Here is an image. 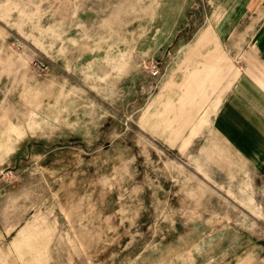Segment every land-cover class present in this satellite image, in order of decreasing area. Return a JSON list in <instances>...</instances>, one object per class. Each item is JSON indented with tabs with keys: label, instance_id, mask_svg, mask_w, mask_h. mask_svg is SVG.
Listing matches in <instances>:
<instances>
[{
	"label": "rangeland",
	"instance_id": "rangeland-1",
	"mask_svg": "<svg viewBox=\"0 0 264 264\" xmlns=\"http://www.w3.org/2000/svg\"><path fill=\"white\" fill-rule=\"evenodd\" d=\"M220 14L0 0V264H264V209L206 165L264 2Z\"/></svg>",
	"mask_w": 264,
	"mask_h": 264
},
{
	"label": "crops",
	"instance_id": "crops-1",
	"mask_svg": "<svg viewBox=\"0 0 264 264\" xmlns=\"http://www.w3.org/2000/svg\"><path fill=\"white\" fill-rule=\"evenodd\" d=\"M211 2L221 8L220 18L224 28V23L242 19L247 13L248 5H256L258 2L262 5L264 1ZM242 37L246 38L247 35L243 34ZM248 41L250 45H241L238 53L246 55L248 52L253 55L252 60L245 58L239 63L240 72L212 118V133L223 144L227 157L223 162L206 165H222L221 170L215 168L213 171L211 168L208 171L209 180L216 182L222 178V181L228 182L229 190L232 183H237L239 192L244 194L247 203L258 211L259 208L264 209V86L257 76L259 68H264V17ZM224 196L233 195L228 193Z\"/></svg>",
	"mask_w": 264,
	"mask_h": 264
},
{
	"label": "built area",
	"instance_id": "built-area-1",
	"mask_svg": "<svg viewBox=\"0 0 264 264\" xmlns=\"http://www.w3.org/2000/svg\"><path fill=\"white\" fill-rule=\"evenodd\" d=\"M158 74V70L155 66L152 67L151 75L156 76Z\"/></svg>",
	"mask_w": 264,
	"mask_h": 264
}]
</instances>
